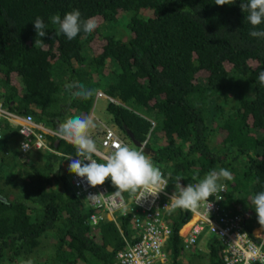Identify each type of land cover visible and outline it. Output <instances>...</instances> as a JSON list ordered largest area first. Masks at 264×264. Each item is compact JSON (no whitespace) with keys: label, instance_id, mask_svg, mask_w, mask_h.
<instances>
[{"label":"trees","instance_id":"trees-1","mask_svg":"<svg viewBox=\"0 0 264 264\" xmlns=\"http://www.w3.org/2000/svg\"><path fill=\"white\" fill-rule=\"evenodd\" d=\"M240 5L241 0L223 6L214 0H0V101L57 131L70 117L88 116L98 91L119 100L102 103L113 117L109 123L124 139L132 133L139 142L155 127L147 147L170 191H179L178 182L195 185L212 170L230 171L231 180L219 181L226 186L221 204L241 216L253 237L262 226L251 199L264 191V85L257 82L264 71V37L249 33L264 31V22L252 26ZM73 10L97 27L69 41L52 18ZM128 12L131 33L119 38ZM37 17L46 35L35 46ZM108 62L119 68L107 70ZM74 81L93 95L73 98L68 85ZM0 127V264H39L41 257L48 264H120L117 253L133 242V217H121L119 226L104 217L93 227L91 215L99 210L68 182L76 148L39 131L53 153L23 152L21 127L6 120ZM92 139L99 146L100 133ZM191 216L187 209L166 216L164 264H226L216 236L207 250L199 237L183 259L180 230Z\"/></svg>","mask_w":264,"mask_h":264},{"label":"clouds","instance_id":"clouds-1","mask_svg":"<svg viewBox=\"0 0 264 264\" xmlns=\"http://www.w3.org/2000/svg\"><path fill=\"white\" fill-rule=\"evenodd\" d=\"M214 3L218 6H223L226 4L230 5L232 0H214ZM240 7L243 12L248 13L246 18L252 26H257L264 22V0H247V2L241 0ZM131 16L132 14L130 13L129 20ZM80 17L81 13L79 10H73L69 13H66L63 18H61L59 15L54 16L52 18V23L58 25V34L63 33L70 41L76 38L81 31L86 34H90L97 27V24L93 19L89 18L82 22ZM129 20H127V24H129ZM33 24L38 37V39L35 41L36 46L43 43L39 37H44L46 35V25L39 17L35 19ZM130 33L131 32L128 31L126 34ZM249 34L252 37H264V31L252 30ZM257 82L261 85H264V71H260L258 73ZM68 87L75 90L72 93L73 98L86 100L93 95V91L91 89L86 88L78 81H74L73 83L69 84ZM101 98H104V101L98 102V100ZM109 101L117 104L120 103V101L117 99L109 97L102 91H98L96 93V100L94 102L93 109L88 116L70 117L59 124L57 129L59 137L55 136V138L62 139L72 144L76 148V156L78 157V159L69 158L71 159V162L67 165V168L71 174L69 173L70 175L68 179L71 183L72 175H76L77 177L85 178L87 183L92 187L102 185L106 180L110 179L112 185L118 192H140L142 194L152 195L155 197L168 184L167 180H165L163 174L161 173L163 170L159 169L151 161V157L155 152L151 148L147 147V143L152 136L155 127L151 128L150 133L144 142H139L135 137L124 139L123 134L115 127L110 125L112 123L109 122L112 120V118L106 122V118L101 116L105 109L103 108V110H97L99 106L101 107L102 103H108ZM0 105L4 108H7L2 103V101H0ZM95 111L100 112L96 125L93 118L91 117V114ZM4 120H6L10 125L20 126L12 120L6 118ZM150 121L153 126L156 125L154 120L150 119ZM43 127L46 128L44 125ZM89 129H91L90 133ZM108 129L113 130L116 134H118L122 138V141L127 145L117 143L114 150H110L108 147L103 146L102 141ZM39 131H44L40 128L36 129V132L41 135L38 139L43 140L45 145L42 148H38V150L43 152L48 150L53 153V149L49 147V140L43 138ZM94 133H100L101 135L99 146H96L95 141L92 139V134ZM1 137L2 128L0 127V138ZM20 148L21 150H27L29 148V144L24 143L22 146L20 145ZM148 149L152 151V154L147 153ZM97 150L98 152L105 153L106 155L110 153V155L103 162L100 156L96 154ZM80 157H83V159ZM86 161L87 163H85ZM221 179L231 180L232 175L230 171L223 168L219 169V171L212 170L195 185L188 184L187 186H182L178 182L176 187L179 188V191H175L171 195L170 203H168L165 207L169 211H175L176 209H195L200 204V202L208 200V198L213 194H216L222 190L223 185L219 183ZM251 204L253 205L257 214L258 223L264 227V191L255 194L251 199ZM187 255L188 252L184 251L183 259H185ZM47 258L48 257H41L39 260L47 263ZM26 264H31V261H27Z\"/></svg>","mask_w":264,"mask_h":264},{"label":"built area","instance_id":"built-area-1","mask_svg":"<svg viewBox=\"0 0 264 264\" xmlns=\"http://www.w3.org/2000/svg\"><path fill=\"white\" fill-rule=\"evenodd\" d=\"M5 118L20 125L19 132L24 136L20 145L29 144L27 150L22 149L24 152L44 147V141L38 139L41 135L36 132L37 128L59 137L58 131L44 128L33 117H22L0 105V121ZM117 143L127 145L118 134L108 129L102 141L103 146L114 150ZM96 154L103 162L110 155V153L107 155L100 153L98 150ZM161 173L168 184L155 197L140 192L112 191L107 182L110 179L102 185L92 187L85 178L72 175L71 184L75 194L85 203L91 205L93 209L99 210V213L91 215L93 227L104 217L119 226L121 217L133 216L135 224V228L131 230L133 242H128L126 247L117 253V262L120 264H164L166 262L164 245L170 233L166 216L173 211H169L165 206L170 203V197L175 191L169 190V181L164 172L161 171ZM225 193L226 186L223 185L220 192L213 194L208 200L200 202L195 209H187L192 213L188 223L195 217L197 218L185 231L183 228L188 223L180 230V235L184 238V251L194 247L199 237L202 241L207 235V243L212 236H216L223 241L226 264H264V227L256 229L253 237L250 236L243 228L241 216L239 214L231 215L224 210L221 201L224 200ZM129 238L125 237V240Z\"/></svg>","mask_w":264,"mask_h":264},{"label":"rangeland","instance_id":"rangeland-1","mask_svg":"<svg viewBox=\"0 0 264 264\" xmlns=\"http://www.w3.org/2000/svg\"><path fill=\"white\" fill-rule=\"evenodd\" d=\"M150 12V14H151V11H149ZM127 14V12L125 13V12H123L122 13V15L123 16H125ZM129 12H128V17H123V20H122V23H121V26H120V32H121V36H119V38H122V35H123V33L125 34V33H127L129 30L127 29V20H129ZM126 18V19H125ZM114 66H115V68H119V66L118 65H115L114 64ZM113 64L112 63H110V62H108V64H107V66H106V68H107V70H112L113 69ZM13 82H16V79H14L13 78ZM101 101H104V98H101V99H99L98 100V102H101ZM119 101V100H118ZM120 104H122V102H120ZM105 107V105L104 104H102L101 105V107L99 106L98 108H97V110H99V109H102L103 110V108ZM107 107V106H106ZM106 107H105V110L103 111V114H101V116H103L104 118H106V122L109 120V119H111V118H113L112 117V115L110 114V113H108L107 112V110H106ZM99 114H100V112L99 111H95V112H93L92 114H91V117L93 118V120H94V123H95V125H96V123H97V120L99 119ZM83 116H86V115H82V117ZM110 125H112L113 127H115L117 130H119L118 129V127L117 126H115V125H113V124H110ZM92 129V128H91ZM91 129H89V133H90V130ZM120 131V130H119ZM71 174V173H70ZM69 174V175H70ZM68 182H69V185H70V188H71V190L73 191L74 190V188L71 186V184H70V181H69V179H68ZM183 231H185V228H183ZM208 236L206 235L205 237H204V239L201 241V243H200V247L203 249V250H207V243H206V238H207ZM45 250L49 253L50 252V249H47V248H45ZM45 255V254H44ZM48 256V255H47ZM38 262L40 263V264H48V263H44L42 260H38ZM184 262H188L187 260L186 261H184ZM36 263V262H35Z\"/></svg>","mask_w":264,"mask_h":264},{"label":"crops","instance_id":"crops-1","mask_svg":"<svg viewBox=\"0 0 264 264\" xmlns=\"http://www.w3.org/2000/svg\"><path fill=\"white\" fill-rule=\"evenodd\" d=\"M115 190H116V189H115ZM132 217H133V216H132ZM196 218H197V217H196ZM196 218H194V220H196ZM194 220H193V221H194ZM193 221H192V222H193ZM192 222H191V223H188V224L185 226V230H186V229L192 224ZM259 232H260V231H259Z\"/></svg>","mask_w":264,"mask_h":264},{"label":"water","instance_id":"water-1","mask_svg":"<svg viewBox=\"0 0 264 264\" xmlns=\"http://www.w3.org/2000/svg\"><path fill=\"white\" fill-rule=\"evenodd\" d=\"M131 137H134L132 133H131ZM147 153H151L152 154V151L150 149H148Z\"/></svg>","mask_w":264,"mask_h":264},{"label":"bare ground","instance_id":"bare-ground-1","mask_svg":"<svg viewBox=\"0 0 264 264\" xmlns=\"http://www.w3.org/2000/svg\"><path fill=\"white\" fill-rule=\"evenodd\" d=\"M195 218H196V217H195ZM193 220H194V219H192L191 222H192ZM194 221H195V220H194ZM194 221L192 222V224L194 223ZM191 222H190V223H191ZM192 224H191V225H192ZM191 225H190V226H191ZM190 226H189V227H190Z\"/></svg>","mask_w":264,"mask_h":264}]
</instances>
